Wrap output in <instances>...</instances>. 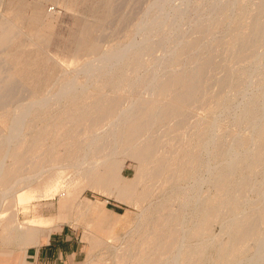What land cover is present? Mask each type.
<instances>
[{"label":"bare ground","instance_id":"bare-ground-1","mask_svg":"<svg viewBox=\"0 0 264 264\" xmlns=\"http://www.w3.org/2000/svg\"><path fill=\"white\" fill-rule=\"evenodd\" d=\"M179 1L158 0L130 28L138 40L102 49L109 0L105 19L77 34L74 54L87 57L72 70L47 35L1 11L0 227L15 245L38 243L51 220L41 201L52 208L58 197L57 218L97 211L79 191H58L71 168L70 181L139 208L125 232L138 240L120 262L264 264V0ZM194 103L211 106L190 122ZM225 120L250 131L220 132ZM128 158L138 163L129 179ZM210 246L216 256H205Z\"/></svg>","mask_w":264,"mask_h":264},{"label":"rangeland","instance_id":"rangeland-1","mask_svg":"<svg viewBox=\"0 0 264 264\" xmlns=\"http://www.w3.org/2000/svg\"><path fill=\"white\" fill-rule=\"evenodd\" d=\"M121 1L123 0H115L113 13L116 12L115 9L117 10V8L118 11H122H117L118 14L114 13V15L112 13L107 19H105V16L107 13L109 0H0V13L2 11L1 14L7 13L8 15H11L17 22V24L23 26L25 29L32 28L47 35L49 38L46 46L48 52L52 55H55V57L62 63L61 68L65 70H72L76 67L80 68L83 65V60H85L87 57V55L85 54H82L80 56H76L74 54L77 34L87 20L102 21L105 19V22H107L106 24L105 22L102 23V28H105L107 26L109 27V29H106H108L109 31H114H107V39L105 38L104 33V39L102 38L101 40L100 38L102 35L100 36V33L103 34L104 30L99 29V31L102 30V32L96 31L97 34L99 33L98 35H96L95 33V36H99V42L103 40V42H101L100 44L102 49H108L111 45H114L118 41L129 44L140 38L139 34L137 35V33L131 32L135 23L142 22L141 17L143 16V13L149 8L156 7L158 2V0H140L141 2L139 0H135L137 2L133 3V0L130 3L127 2L130 0H125L126 3H120ZM132 3L135 7H133ZM121 4L122 6H120ZM126 4L129 6L131 5L133 8L131 6L127 7ZM173 4L179 5L180 1L173 0ZM131 9L132 12L130 11L131 13L129 14V10ZM124 10H128V14H125L126 11ZM115 15L119 17L117 18ZM120 15L122 16V19L126 18L124 22L128 21L130 17L129 22H126L127 24L125 23V26L123 24L124 22L120 24V22H122L120 21L122 20ZM113 16L116 17L115 21L114 18H112ZM117 20L120 21L118 23L120 25L117 24ZM108 21H112V24L114 25H112L111 23V25H109ZM116 25L117 30L116 28H114V26ZM119 28L121 31H119ZM116 31H118L119 33V36L117 37L120 38L116 37V34L118 35ZM109 33H111L112 35L113 33L115 34L113 36H109ZM115 38H117V40ZM105 42L108 44H106ZM161 54V49H157L155 51V55L160 56ZM50 67L53 68V63H49V68ZM216 74L220 73L216 72ZM81 77L82 76H80V78ZM213 90L217 91H214L213 93ZM211 91L215 95V92H218V89L216 88V86H213ZM210 106L211 103L209 105H200V103H194V109L189 114L190 116H188L189 121L193 122L198 117H203V115L206 116L209 113ZM1 116L2 115H0V128H5L6 122L4 120V117L2 116L1 118ZM227 124L229 125V123L225 120L223 127L220 128V132H224L226 130L225 132L232 133L240 130V132L249 133L250 131L247 128H242L243 130L236 128V130L235 127L230 125L228 126ZM188 127L187 129H189ZM226 140H228V138ZM137 165L138 163L135 160L128 158L126 160L125 168H123L122 170V174L126 177L128 176V179L132 178L137 171ZM70 169L71 168H64V170L62 171V176L58 185V191L60 190V192L63 193H67L69 189L79 191L78 193L80 200H87L100 206L95 207L94 210L97 211L91 214L86 211L79 213L76 210H71L66 212L65 216L57 218L58 197L53 200L54 205L52 208H49L47 204L43 203L46 201H41L40 203H42V205L44 206H42L40 213L45 216L50 215L48 217H51V220L44 226V229L39 237V243L37 245L44 243L48 235L52 232L63 231L66 235H68V237L75 240L76 247H78V249L80 250V253L78 255L80 256L79 262L77 264H133L134 261H127V263L120 262L117 256L120 253L124 252L130 244H133L138 240V236L136 234L135 236L130 235L129 237V235L125 236V232L129 228V223L131 222V220H135L137 218V216L134 215H138L137 213H139V208L117 199L112 194L89 188L86 185L85 180L79 177L76 178L74 182L70 181V179L74 176V172L72 171V169ZM206 186L205 190L210 189V194H213V190H211V187L208 185ZM159 197L160 195L158 194L155 198L156 201L157 199H159ZM8 211H4L0 215H5V213H8ZM30 216L31 213L20 214L18 216V219L19 221H22L26 217ZM220 230L221 225H219V223H214L210 226V231L214 234H216V232L219 233ZM222 239L223 241H225L227 239V236L223 235ZM30 247L31 246L25 249L15 245L12 241V236L9 235L3 227H0V264L21 263L22 260L24 261L26 250H29ZM205 254V256H216L215 246L208 247Z\"/></svg>","mask_w":264,"mask_h":264},{"label":"crops","instance_id":"crops-1","mask_svg":"<svg viewBox=\"0 0 264 264\" xmlns=\"http://www.w3.org/2000/svg\"><path fill=\"white\" fill-rule=\"evenodd\" d=\"M79 253L75 240L57 231L49 234L44 243L31 245L22 264H77Z\"/></svg>","mask_w":264,"mask_h":264}]
</instances>
